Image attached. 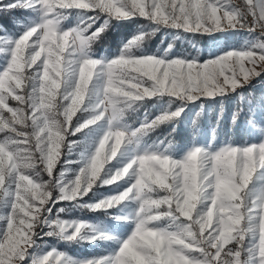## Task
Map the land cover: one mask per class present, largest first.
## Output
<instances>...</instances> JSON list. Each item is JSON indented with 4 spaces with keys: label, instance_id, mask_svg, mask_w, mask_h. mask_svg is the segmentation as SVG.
I'll use <instances>...</instances> for the list:
<instances>
[{
    "label": "snow or ice",
    "instance_id": "snow-or-ice-1",
    "mask_svg": "<svg viewBox=\"0 0 264 264\" xmlns=\"http://www.w3.org/2000/svg\"><path fill=\"white\" fill-rule=\"evenodd\" d=\"M262 86L264 0H0V264H264Z\"/></svg>",
    "mask_w": 264,
    "mask_h": 264
},
{
    "label": "trees",
    "instance_id": "trees-1",
    "mask_svg": "<svg viewBox=\"0 0 264 264\" xmlns=\"http://www.w3.org/2000/svg\"><path fill=\"white\" fill-rule=\"evenodd\" d=\"M134 28V26L132 25H128L126 28L122 29V31H129L132 30ZM161 34H159L156 38H154L153 41L150 42V47L152 48V50H155V48L157 46H160V41H161ZM164 41V40H163ZM215 104V109H213L214 112H212V118H211V126L214 127L215 126V122H216V114L218 112V106L216 104V102H214ZM228 112H230L232 110V107H228ZM188 114H186L184 117H182L181 122L179 124V127L177 128V143L181 146V143H185V142H189L192 140L193 138V134H192V128H191V118H188L187 116ZM227 115V113H226ZM205 116L206 114L202 117L201 122H200V133L202 132L203 129V123L205 124ZM241 123V122H240ZM169 129L167 127H163L161 129H159L156 133H153V140H155L158 137H162L163 135L166 134V132ZM225 133H228L229 135H231L232 133H235V136L233 137L236 140L241 139L242 137L245 138L246 132L244 130H241L240 128H236L233 129L232 125H231V119L230 117H228L225 122H224V126H223V130L219 131L218 134H222V136H224Z\"/></svg>",
    "mask_w": 264,
    "mask_h": 264
},
{
    "label": "rangeland",
    "instance_id": "rangeland-1",
    "mask_svg": "<svg viewBox=\"0 0 264 264\" xmlns=\"http://www.w3.org/2000/svg\"><path fill=\"white\" fill-rule=\"evenodd\" d=\"M161 39L164 40V43H163L162 47H166L167 44H168L169 42H171V39H172V38H171V36H168V37L165 39L164 36H163V34H161ZM159 45H160V44H159ZM160 46H161V45H160ZM180 46H181L180 41H177V48H179ZM201 46H203V42H202ZM262 87H264V86H262ZM214 104H215L214 101H209L208 104L206 105V108H205V114H206V116H205V124L203 123V129H202V132H201V138H202V139H210L211 136H212L213 128H214V127L211 126V118H212V115H211V114H212V112H214L213 109L216 108ZM216 104H217V103H216ZM217 106H218V105H217ZM230 106H231V107L233 106V102H232L231 100L228 101V103H227V108L230 107ZM195 110L198 111L199 108L196 107ZM187 114H188V115H187L188 118H191V117H192L191 106H190V110H189V112H188ZM239 128H240L241 130H244V131L246 132L245 139L248 138L249 132H248V129H246V128L244 127L243 122L240 123ZM219 135L222 136V134H219ZM253 135H254V134H253ZM187 143H188V142L181 143V147H183V146H184L185 144H187ZM61 247L63 248V245H61ZM69 250L73 251L74 254H76V255H86V254H89V253L95 251V249H94L92 246H80V245H73Z\"/></svg>",
    "mask_w": 264,
    "mask_h": 264
}]
</instances>
